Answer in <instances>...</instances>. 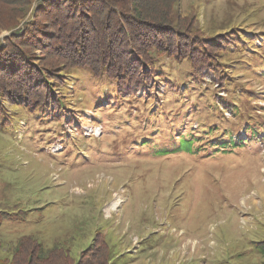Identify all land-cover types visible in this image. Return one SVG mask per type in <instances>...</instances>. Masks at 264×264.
Returning <instances> with one entry per match:
<instances>
[{
  "label": "rangeland",
  "instance_id": "1",
  "mask_svg": "<svg viewBox=\"0 0 264 264\" xmlns=\"http://www.w3.org/2000/svg\"><path fill=\"white\" fill-rule=\"evenodd\" d=\"M176 8L182 16L197 18L207 36L227 29V19L247 16V24H254L259 17L264 24V0H179ZM19 28L2 29L0 40ZM257 29L256 35H245L254 36L260 49L264 26ZM245 50L243 63L227 58L228 67L240 65L236 88L248 92L240 101L233 134L248 144L231 153L206 159L178 152L175 140L185 128L199 136L207 123L201 114H185L183 108L165 109L163 123L145 112L159 115L169 96L159 106L154 99L127 97L116 109L105 101L101 107L88 106L85 100L78 108L68 106L77 119L85 117L68 127L64 119L70 113L65 111L59 118L24 108L15 112L11 124L0 129V264H9L11 249L22 236L33 237L45 249L63 244L77 261L96 234L105 239L109 264H264L257 247L264 241V140L248 139L245 120L250 118L249 126L264 123V63L256 62L257 52ZM86 82L79 79L74 92L79 94ZM92 91L102 98L107 92L112 96L114 87H85L87 99ZM147 119L148 135L157 134L156 124L165 126L166 132L154 140L156 147H144L142 141L150 140L140 139L147 133L142 130ZM175 122L182 125L174 136ZM219 136L218 142L223 140ZM187 144L183 149L190 148ZM160 146L169 147L163 156L157 155ZM186 154L190 160L184 161Z\"/></svg>",
  "mask_w": 264,
  "mask_h": 264
},
{
  "label": "trees",
  "instance_id": "2",
  "mask_svg": "<svg viewBox=\"0 0 264 264\" xmlns=\"http://www.w3.org/2000/svg\"><path fill=\"white\" fill-rule=\"evenodd\" d=\"M178 2L0 0V31L20 27L0 40V129L11 124L20 108L28 113H51L57 118L62 111L68 112L70 116L64 119L68 127L85 119L82 114L77 119L68 106L78 108L85 100L88 106L101 107L105 101L107 106L115 104L116 109V104L127 97L154 99L159 106L161 99L169 96L168 102L159 106V115L151 110L145 112L153 115L155 121L154 115L158 116L163 123L165 109L172 113L183 108L185 114L189 111L201 114L200 119L207 123L199 136L194 135L192 128H185L182 137L175 140L178 152L185 150L195 157L202 155L208 159L214 153L245 149L247 141L234 139L233 134L237 133L235 120L241 115L240 101L248 92L236 88L235 77L238 64L243 63L242 54H247L245 48L254 54L257 52L260 57L256 62L264 63V47L258 49L254 36L245 35L247 32L256 35L257 28L264 26L263 18H256L254 24H247L251 21L247 16L238 21L227 19L224 26L227 29L207 36L197 18L180 14L176 8ZM30 11L32 15L28 16ZM259 35L264 37L263 33ZM230 56L236 58L233 62H240L228 67ZM84 78L90 87L113 86V95L103 92L104 96L97 98L98 90L90 92L87 99L84 89L88 86L76 94L73 86ZM70 92L75 98L68 95ZM220 92L226 96H219ZM183 97L188 101L180 104L178 98ZM192 99L196 100L193 104ZM223 111L232 117L226 119ZM249 119L245 118L248 139L264 140L263 121L249 126ZM145 122L144 133L151 125L149 119ZM218 122L225 126L222 130ZM174 124L175 136L182 124ZM156 125L160 127L156 128L155 136L147 132L140 137L150 140L142 141L144 147L152 143L156 147L154 140L166 132L165 126ZM221 135L223 140L218 142L217 137ZM183 143H189L190 148L183 149ZM168 149L158 147L157 155H165ZM187 160L190 157L184 159ZM257 247L264 254V241ZM109 260L108 247L101 234L95 235L92 244L79 253L77 261L70 257L63 244L45 249L33 237L22 236L11 249L9 264H109Z\"/></svg>",
  "mask_w": 264,
  "mask_h": 264
}]
</instances>
